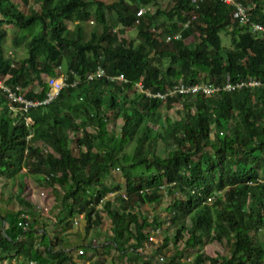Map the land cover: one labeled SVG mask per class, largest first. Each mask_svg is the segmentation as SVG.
I'll return each instance as SVG.
<instances>
[{
    "label": "trees",
    "instance_id": "16d2710c",
    "mask_svg": "<svg viewBox=\"0 0 264 264\" xmlns=\"http://www.w3.org/2000/svg\"><path fill=\"white\" fill-rule=\"evenodd\" d=\"M156 1L34 0L39 8H25L16 0H0V76L8 74L7 83L21 89L35 82L40 90L25 95L41 97L48 89L43 75H58L63 64L70 80L79 78L48 104L30 109V124L0 88V176H22L16 199L20 212L30 215L23 228L17 224L18 211L0 213L8 222L3 228L0 220V258L4 253L39 258L35 246L41 243L54 264H77L74 249L83 247L82 258H88L87 252L94 254L98 248L91 241L65 246L60 234L46 231L45 221L36 225V208L23 194V168L43 186H54L55 173L69 179L55 218L63 230L80 212L87 227L101 218L95 203L107 190H118L120 182L109 187L105 180L120 169L128 197L120 192L115 201H103L113 232L112 241L101 244L116 247L127 262L151 260L142 251L148 234L144 230L158 224L139 220L134 203L157 204L166 194L170 221L179 224L173 240L183 239L169 264H264V241L254 235L264 227V85L166 98L147 96L135 85L140 80L157 91L179 82H235L248 76L264 80V36L232 19L230 6L220 0H203L198 7L192 0ZM240 1L252 19L264 22V0ZM150 4L155 6L152 11ZM140 6L146 9L138 13ZM193 13L196 18L190 19ZM90 19L93 25L87 32L84 22ZM36 22L39 30L21 33ZM6 23L16 27L15 43L25 37V57L14 59L4 51ZM132 26L135 38L119 36ZM177 31L179 38L165 39ZM221 31L230 44L222 43ZM190 35L193 42H185ZM98 65L126 80L106 75L87 79ZM177 101L183 114L174 121L163 119L160 108ZM116 116L121 117L117 137L109 128ZM159 138L168 147L162 156L155 151ZM187 216L190 226L182 223ZM131 223L136 240L124 245L121 229ZM213 240H228L229 255L206 254L204 245ZM181 250L192 255L191 261L177 258Z\"/></svg>",
    "mask_w": 264,
    "mask_h": 264
},
{
    "label": "rangeland",
    "instance_id": "374dc122",
    "mask_svg": "<svg viewBox=\"0 0 264 264\" xmlns=\"http://www.w3.org/2000/svg\"><path fill=\"white\" fill-rule=\"evenodd\" d=\"M19 1V4L23 7L33 6L35 8H39L40 4L38 2H34V0H27V2H22V0H16ZM106 2H115L116 0H105ZM165 0H157L156 3H162ZM154 4H150L149 8L150 10H154ZM112 15V14H111ZM109 15V21H114L115 19L113 16ZM93 25V22L86 21L84 22V27L86 31L88 32ZM7 34L3 41L4 51L13 57L14 59H20L27 55L26 50V43H25V37H18L19 42L15 43L12 38L14 34L16 33V27L13 26L11 23H6L5 25ZM39 28L38 23H34L29 28L21 29L22 34H27L30 31L36 32ZM33 32V33H34ZM157 31H155L156 33ZM30 35V33L27 34V36ZM222 43L224 45L230 44L229 36L226 35L223 31L220 32ZM119 36L125 37V38H135L136 37V28L135 26L127 28L122 33H119ZM193 35H190L184 39L185 42L190 43L193 42ZM60 73L59 74H65L68 81H70V73L66 71L65 65L63 64L61 67H59ZM45 74L43 77L45 78ZM41 85L33 82L26 86V88H21L22 93H32L40 90ZM160 114L163 119L169 118L170 121H174L178 119L183 114V109L181 108V102L177 101L174 103L171 107L162 106L160 108ZM121 117L116 116L114 118V121L109 122V128L111 129V133L114 134L116 137L119 136V126H120ZM88 131H93V128L88 126L86 128ZM213 130V129H212ZM74 133V131H73ZM70 134L72 135V131H70ZM211 135H213V131H211ZM133 144H130L127 147L128 153H130L133 150L132 147ZM73 148L75 151H77V147L74 146ZM168 147L164 143V141L159 138L156 141L155 144V151L159 155H165ZM46 151L50 152V148H45ZM205 151L212 153L213 150L210 147H206ZM22 171L25 173L23 175V180L26 184L24 188V197L32 202V204L35 206L37 211V220L36 222L37 226L42 225V221H45L44 228L46 231L50 234L58 233L60 236L63 237L65 246L68 247H74L78 242L85 241V244H90L91 242H95L98 246L97 250L93 254L92 252H87L88 259H90L91 264H93V260L96 258L100 260L103 264H110L111 260H116L120 264H124V258L120 257V252L117 251L116 247H114L111 244H101L104 241H107L111 239V234L113 232V226L110 218L105 212H101L100 219L96 222H93L90 227L84 226L85 220L82 219L79 221V224H74L73 222L70 224L69 227L63 230L61 227V224L57 222L56 213L59 212V204H60V198L62 197V192L69 182L68 178H65L61 176L59 173H55L54 177L56 178V181L54 182L53 187L43 186L36 181V179L33 178V174L25 170V168L22 169ZM115 175V176H114ZM21 175L17 174L14 177H8V176H0V213L8 212V211H18V215L21 208V205L16 199V193H17V187L18 182L21 179ZM121 170H112L111 174L107 177L105 180V184L110 187V185L120 182V187H118L117 191L111 192V190H107V192L104 195H107L105 199H112L115 201L118 193L125 192V188L123 186V182L121 181ZM117 178H120L119 180ZM41 191L43 192L42 195H46L44 198L46 201L49 202L50 209L48 213H44L39 208L40 202L36 195H41ZM90 191H83L84 194H88ZM178 194V193H177ZM218 194V193H216ZM122 195V194H121ZM170 197L166 194H163L161 200L159 203L154 204L150 202H144L140 203L137 201L134 203V210L138 214L139 220L142 218L148 219L150 222L153 220L156 221L160 226V232L157 234V241L154 240H145L144 246L142 248V251H144L147 254V258L151 259L148 263H144L142 260H139L138 262L141 264H169V257L174 255L177 251V249H181L183 246V239H179L176 242L173 240V235L175 234L176 227L179 226V224H172L170 221V213L167 210L168 204L170 202ZM98 212V211H97ZM45 216H47L45 218ZM60 216V215H59ZM186 226H190L191 220L190 217L187 216L184 221L182 222ZM153 226H148L145 228L144 232H149L150 228ZM253 232V231H252ZM79 233V240L78 235ZM122 233V241H124V245H130L135 242V229L133 223L124 226L121 229ZM187 233H185L186 235ZM255 237L258 238L260 241H264V227L259 229L256 233L254 232ZM36 240L39 241V237L37 236ZM63 245V244H62ZM232 244H230L227 241H209L204 245V252L209 255H229L231 250ZM75 248V247H74ZM35 249L38 251L39 258L32 257L33 260H35L34 264H54L52 259L48 256L47 252L44 249L43 244L38 243L35 246ZM75 250V249H74ZM75 252H73L74 254ZM160 256H163V259H159ZM191 257L192 255L187 252V250H181L177 254V258L180 260H186V257ZM29 258V257H28ZM191 261V260H190ZM14 264H29L27 259H24L23 261H17ZM131 264H136L135 262H132Z\"/></svg>",
    "mask_w": 264,
    "mask_h": 264
},
{
    "label": "built area",
    "instance_id": "2783aa9c",
    "mask_svg": "<svg viewBox=\"0 0 264 264\" xmlns=\"http://www.w3.org/2000/svg\"><path fill=\"white\" fill-rule=\"evenodd\" d=\"M203 0H192V2L195 3V6L198 7L199 2ZM223 3L230 6V15L232 19L237 20L239 23L246 24L250 27V29L255 32L259 33L264 36V22L263 21H257L251 18L250 12L248 8L240 1V0H220ZM146 9L144 6H140L138 13L143 12ZM196 13H193L190 17V19H195ZM91 22H93L92 19H90ZM189 19L185 21L184 25H187ZM180 37V31H177L173 34L166 35V40H171L172 38L177 39ZM100 75H106L110 79H121L126 80V78L122 74L118 75H108L105 71V69L98 65L95 70L89 72L87 74V79H91L95 76ZM9 75L0 76V88L6 92L7 99L11 103V106L13 108H18L23 110L25 115V122L27 124H30L32 122L31 116L28 114V111L32 108H36L40 105L48 104L52 100H54L59 92L65 88L68 85H75L79 78L75 77L74 79L68 81L65 74H58V75H46L44 80L48 85V89L45 91L44 95L41 97H27L24 93L21 92L18 85L9 84L5 81V78ZM137 88L140 91H143L145 95L147 96H157L160 98H166L167 96H174V95H185V94H195V93H202V94H211L214 92H217L219 90H227L232 91L235 89H241V88H251L254 86H260L264 85V80H261L259 78L248 76L244 79L232 82V81H221L219 83L217 82H209L206 80H201L199 82L194 83H183L179 82L172 86H167L165 90H157V91H151L148 88H145L142 84V82L139 80L135 83ZM118 169V167H116ZM53 174V173H51ZM49 176V175H48ZM46 175V177H48ZM142 190H148V187H145ZM115 192V191H111ZM43 192L41 191V195H37L42 212L48 213L49 209L51 208L49 205V202L45 200L46 195H42ZM122 197L124 199H127L128 195L126 192L121 193ZM107 195H104L101 197L96 203H95V212L98 211L99 213L104 212L103 210V201L105 200ZM92 215H94V213ZM30 217L29 213L26 211H21L19 213V219L17 224L20 225L23 228L28 227V218ZM85 218L84 212H80L76 214L73 217V223L79 224V221ZM160 232V226H153L150 228L147 239L148 240H154L157 241V234ZM85 255V250L83 247H79L75 249L74 253V259L76 260L77 264H91L90 259L83 258L84 261H82V257ZM159 259H163V256H160ZM191 257H186V261H190ZM31 264H34L35 261L33 259H30L29 261ZM124 264H131L130 262H127L126 257H124ZM136 264H141L137 262Z\"/></svg>",
    "mask_w": 264,
    "mask_h": 264
},
{
    "label": "crops",
    "instance_id": "0c3cea01",
    "mask_svg": "<svg viewBox=\"0 0 264 264\" xmlns=\"http://www.w3.org/2000/svg\"><path fill=\"white\" fill-rule=\"evenodd\" d=\"M37 196V195H36ZM38 198V197H37ZM6 212H3L1 214H4ZM0 220H1V223H2V227L4 228V226H7L8 222H6L5 220H3L1 217H0ZM94 244H96L95 242H93ZM74 256V254H73ZM24 259H27L28 263L31 264L29 261H30V258H21L20 256H15V257H8L6 255V253H4V255L2 256V258H0V264H14L16 263L17 261H23ZM35 261V260H34ZM82 261L83 258H82ZM137 263V262H136ZM120 264V263H118Z\"/></svg>",
    "mask_w": 264,
    "mask_h": 264
}]
</instances>
